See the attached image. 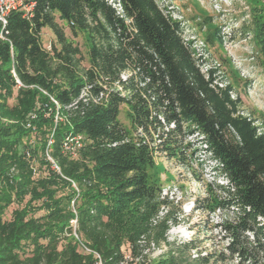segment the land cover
Wrapping results in <instances>:
<instances>
[{
    "label": "trees",
    "instance_id": "1",
    "mask_svg": "<svg viewBox=\"0 0 264 264\" xmlns=\"http://www.w3.org/2000/svg\"><path fill=\"white\" fill-rule=\"evenodd\" d=\"M22 13L0 24V264H264V130L241 113L230 83L201 71L181 23L156 0H35ZM250 15L264 55V0ZM56 17L86 34L88 67ZM44 27L55 35L49 49ZM121 104L132 132L118 120ZM194 132L236 208L222 226L227 245L190 258L187 243L147 260L146 244L166 243L171 219L158 217L170 202L148 168L156 152L181 157Z\"/></svg>",
    "mask_w": 264,
    "mask_h": 264
},
{
    "label": "rangeland",
    "instance_id": "2",
    "mask_svg": "<svg viewBox=\"0 0 264 264\" xmlns=\"http://www.w3.org/2000/svg\"><path fill=\"white\" fill-rule=\"evenodd\" d=\"M156 1L168 16L181 23L183 38L199 57L201 71L212 68L217 83H230L234 88L232 96L241 99V113L253 115L254 123L263 131L264 55L253 37L250 15L255 0ZM56 19L66 38L78 46L80 65L88 67L86 34L82 31L74 34L63 20ZM40 38L45 48L55 41V35L48 27L41 29ZM208 38H212V42ZM127 76L128 71L120 75L122 79ZM8 103L12 104L13 98H9ZM118 120L132 132L127 105H120ZM79 142L71 141V145L78 146ZM183 144L180 156L184 157L169 158L164 153L156 152L154 163L148 168L149 181L156 184L161 197L170 202L162 207L158 217L168 210L171 219L165 232L167 242L146 244L143 253L147 260L158 259L168 250L176 251L187 243L196 245L195 249H185L184 256L190 258L207 252L217 253L225 250L227 245L228 236L222 226L233 220L236 213L234 206L226 204L229 198L224 189L227 179L217 161L205 149L201 135L196 132L187 134ZM35 163L39 172L45 174L44 166L41 167L39 161ZM14 206L16 204L9 206L6 218H9ZM42 212L40 210L35 214ZM259 240L264 245V232ZM212 259L209 264H237V257L225 263ZM257 264H262V261Z\"/></svg>",
    "mask_w": 264,
    "mask_h": 264
},
{
    "label": "built area",
    "instance_id": "3",
    "mask_svg": "<svg viewBox=\"0 0 264 264\" xmlns=\"http://www.w3.org/2000/svg\"><path fill=\"white\" fill-rule=\"evenodd\" d=\"M35 4V0H0V24L2 28L5 27L7 23V16L12 10H20L23 13V16L28 18L31 15L32 8ZM184 39V38H183ZM185 40V39H184ZM49 45L46 47L49 49ZM81 95H85V90H82ZM104 92H100L97 97L94 98V101L100 100L104 96ZM80 136H76L74 138H70L67 143L64 144L65 149L72 150L71 141H78ZM77 145V144H76ZM127 257V256H126ZM97 264H101V261L98 257Z\"/></svg>",
    "mask_w": 264,
    "mask_h": 264
}]
</instances>
